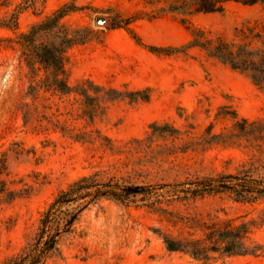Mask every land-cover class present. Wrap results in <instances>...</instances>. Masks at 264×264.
Here are the masks:
<instances>
[{"label":"rangeland","instance_id":"rangeland-1","mask_svg":"<svg viewBox=\"0 0 264 264\" xmlns=\"http://www.w3.org/2000/svg\"><path fill=\"white\" fill-rule=\"evenodd\" d=\"M184 1L0 0V78L15 61L0 99V264L36 244L83 178L53 211L41 264H264V85L192 44L195 32L264 49V3L197 13ZM61 9L34 42L73 40L62 69L22 39ZM209 184L221 189L197 193ZM242 224L262 250L200 260L164 241Z\"/></svg>","mask_w":264,"mask_h":264},{"label":"trees","instance_id":"trees-1","mask_svg":"<svg viewBox=\"0 0 264 264\" xmlns=\"http://www.w3.org/2000/svg\"><path fill=\"white\" fill-rule=\"evenodd\" d=\"M230 2L241 3L243 5H255L264 3V0H186L179 7L184 9L191 7L197 13H220L224 11L225 5ZM66 14V9L59 10L52 17L34 26L28 34L22 37L26 47H29L44 65L62 69L65 64L64 54L66 49L71 46L73 40L66 38L63 41V47L57 48L54 43H42L37 45L34 42V38L40 32H49L56 28L59 21ZM257 37L264 40V36L260 34H258ZM192 44L202 47L210 56L229 65L233 70L249 75L256 84L264 85V49L253 48L249 44L228 43L221 39L215 42L206 41L198 35H195V32ZM58 83L66 90L71 89L65 80H58ZM244 123H247V121L244 120ZM253 125L256 124L253 123ZM240 128H243V125H241ZM0 165L1 178L6 167L5 161ZM89 180L90 178H83L72 184L67 191L60 193L51 205L49 211L44 214L36 244L31 248L28 247L24 249L20 255L9 260L7 264H41L44 262L57 244L56 237L58 236V231L46 236L47 230L50 229L52 222L55 221V219L53 220L51 218L53 211L56 209L57 205L72 201L75 194L80 193L84 189H88L89 186L83 185L88 183ZM216 189L219 190L221 188L220 186L215 187L209 184L201 187L197 190V193L205 194L206 192H212ZM1 193L7 194L11 200L13 199L14 192H7L4 188ZM110 194L112 197L117 198L115 192ZM248 230V224H242L240 226H229L211 232V234L207 235L205 242L201 240L175 239L170 237H165L164 241L169 251H186L194 258L200 260H208L210 252H220L225 256L254 254L262 250V247L255 246L250 248L247 245Z\"/></svg>","mask_w":264,"mask_h":264},{"label":"clouds","instance_id":"clouds-1","mask_svg":"<svg viewBox=\"0 0 264 264\" xmlns=\"http://www.w3.org/2000/svg\"><path fill=\"white\" fill-rule=\"evenodd\" d=\"M12 65H15V61L10 62V70L7 75L0 78V99H3L10 87V80L12 78Z\"/></svg>","mask_w":264,"mask_h":264},{"label":"water","instance_id":"water-1","mask_svg":"<svg viewBox=\"0 0 264 264\" xmlns=\"http://www.w3.org/2000/svg\"><path fill=\"white\" fill-rule=\"evenodd\" d=\"M106 22V20L104 19V18H99L98 19V23L99 24H103V23H105Z\"/></svg>","mask_w":264,"mask_h":264}]
</instances>
